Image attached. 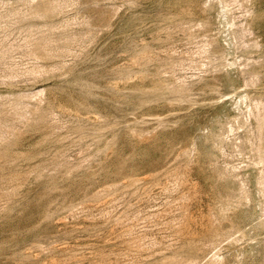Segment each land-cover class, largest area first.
<instances>
[{"label": "rangeland", "instance_id": "1", "mask_svg": "<svg viewBox=\"0 0 264 264\" xmlns=\"http://www.w3.org/2000/svg\"><path fill=\"white\" fill-rule=\"evenodd\" d=\"M187 1L0 0V138H3L0 139V151L5 150L3 146L6 147L8 143L7 152H3L9 158L0 153L5 158H0V177L3 176L0 180L4 179L0 181V264H112L114 261L113 264H133L138 261V264H165L173 260L175 255L182 256L183 252L184 255L178 258L177 264H194V260L200 258L199 263L195 264H201L203 260L202 264H209L207 258H211V261L217 256L221 264H249L252 257L259 255L258 250L264 246V233L260 230L262 223L264 224V151L261 149L264 147V23H261L264 22V0H189L197 10L191 15V24L179 26L176 21L167 20L174 12L175 3L185 4ZM45 2H52L55 7L46 18L39 14ZM161 28L164 31H159ZM161 33L172 36L169 39ZM153 38L155 41L159 38L161 40L154 42ZM50 40L56 43H50L54 46L52 48L48 43ZM136 43L143 48H139ZM46 47L50 49H46L49 55L45 52ZM144 48H149L148 52ZM141 50L146 54L150 53L146 59L151 64L141 59L138 64L129 67L131 58ZM52 51L55 53L50 54ZM45 55L54 57L50 56L51 59L48 57L46 60ZM127 68L130 70L127 71ZM139 72L141 75L147 72L144 75L146 78L139 75ZM215 76L221 77L216 86L213 89L204 88L205 83ZM156 84L164 88L161 93L165 95L161 96L165 98L152 95L148 89ZM135 90H142L143 93L134 92ZM169 97L176 99L168 100ZM37 110L39 113L36 114ZM41 110L44 113L40 114ZM75 110L78 113H73ZM87 111L91 115H87ZM84 121L89 123L83 125L86 123ZM97 122L102 123L99 125ZM106 123L108 128L113 123L110 128H117L118 132L107 129ZM87 125H91V128H87ZM92 125L96 127L92 128ZM72 126H76L75 129ZM98 126L103 127L100 129L102 131ZM77 128L85 130V134ZM86 133L92 134L91 137ZM83 135L89 139H83ZM79 136L83 142L79 140ZM97 137L104 139L99 138V141ZM92 140L96 144L98 141L103 142L101 145L98 143L100 146L90 142L88 147ZM78 141L82 143L78 144ZM81 144L83 150L80 148ZM104 145L107 149L111 145L113 149L109 146L107 153ZM8 146H11L14 153ZM97 149L100 154L96 152ZM56 151L63 152L62 156L64 153L66 155L59 156L61 153L56 154ZM20 152L23 158L21 154L18 155ZM259 155H262V159ZM17 156L19 159L14 160ZM32 156L36 158L35 161ZM52 157L54 162H51ZM29 158L32 159L31 162ZM44 158H47L46 162ZM7 160L11 162L7 164ZM39 160L45 163H40ZM13 161H16L15 165L11 164ZM46 163L50 167L45 168ZM33 165L37 166V171L33 169ZM120 165L122 167L119 168ZM7 168H11V171ZM2 169H6L5 172ZM14 170L16 173L30 171L34 177L28 172L27 175L24 173L18 177L20 175H15ZM36 174L37 180L34 179ZM166 175L170 182H174L178 176L177 179H182L186 184L176 180V185L175 182L172 183L173 187ZM159 176L161 179L157 178ZM24 177L26 179L22 182ZM137 179L138 186H142L140 188L134 184ZM12 180L13 184H7L12 183ZM128 184L131 187L133 185V189ZM168 184L171 189H167ZM179 184L181 189L177 186ZM107 185L109 187L105 188ZM146 185L148 187L144 189ZM13 188L15 194L8 191L12 196L7 199L6 196H10V193L5 194V190ZM225 188L240 195L241 205L236 213L240 229H232L234 234L231 230L232 233H226L229 236L225 235L222 242L214 244L218 252L216 249L212 252L213 244L208 242L200 245L197 258L192 260L184 246V235L191 229L200 227L203 215L213 209L211 206L215 204L217 190ZM138 189L141 191H135ZM133 191L136 193H132ZM170 200L172 204L176 201L178 203V200L179 203L170 206ZM163 221L165 223L161 224ZM123 225L126 226L121 227ZM179 229L184 231L180 234ZM127 231L132 232V235ZM171 235L175 237L171 239ZM228 237H233L234 240ZM142 240L146 241V246L144 243L141 245ZM173 240L176 242H171L170 245ZM166 244L170 247H166ZM160 250L159 254H163L156 255ZM215 251L218 255L216 253V257H213ZM204 254L209 256L206 258ZM115 257H120V260L122 258L123 262ZM185 257L193 262H187ZM157 258L159 262H155ZM163 259L166 260L165 263ZM261 262L264 264V259Z\"/></svg>", "mask_w": 264, "mask_h": 264}, {"label": "bare ground", "instance_id": "2", "mask_svg": "<svg viewBox=\"0 0 264 264\" xmlns=\"http://www.w3.org/2000/svg\"><path fill=\"white\" fill-rule=\"evenodd\" d=\"M174 1H176V0H174ZM179 1H180V0H179ZM51 3H52V2H51ZM51 3H50V2H45V3L42 5L39 14H42V15L45 16V18H46V16H48V14H50V12L52 13V12H53V11H52L53 8H55V7H54ZM53 4H54V3H53ZM172 7H173V6H172ZM174 7H175L174 12L170 14V18L167 17V18H168L167 20H169V19H170V21H171V20H174V21H176V22L178 23L179 26L186 25V24H191V15L195 14V13L197 12V10H195V9L193 8V6L191 5L190 1L188 0L185 4H181V3L176 4V3H175ZM167 9H168V8H167ZM170 10H171V9H170ZM172 10H173V8H172ZM172 10H171V11H172ZM164 12H165V11H164ZM198 12H199V11H198ZM204 13H205V12H204ZM206 13H207V12H206ZM206 13H205V14H206ZM103 14H104V13H103ZM105 14H108V13L105 12ZM105 14H104V15H105ZM261 14H262V13H261ZM42 15H40V16H41L42 18H44ZM105 16H107V15H105ZM164 16H165V15H164ZM260 16H261V15H260ZM262 16H263V15H262ZM103 17H104V16H103ZM49 18H50V17H49ZM104 19H106V18L104 17ZM164 19H165V18H164ZM164 19H162V20H164ZM195 19L197 20V18H195ZM259 19H260V18H259ZM259 19H258V20H259ZM106 20H107V19H106ZM165 20H166V19H165ZM165 20H164V21H165ZM261 20H263V19H261ZM104 21H105V20H104ZM199 21H200V20H199ZM162 22H163V21H162ZM171 22H173V21H171ZM200 22H201V21H200ZM200 22H199V23H200ZM202 22H203V21H202ZM205 22H207L206 19H205ZM258 22H260V21H258ZM166 23H167V22H166ZM261 23L263 24L264 22H261ZM163 24H164V23H163ZM192 24H193V23H192ZM161 25H162V24H161ZM170 25H171V24H170ZM170 25H169V26H170ZM155 26H157V25H155ZM172 26H175V25H172ZM170 27H171V26H170ZM170 27H169V28H170ZM176 28H178V27H176ZM161 29H162V28H161ZM165 29H167L166 26H165ZM170 30H171V28H170ZM159 31L162 32V31H164V29H162V30L159 29ZM159 31H157V32L159 33ZM167 31H168V30H167ZM167 31H166V32H167ZM169 32H170V31H169ZM172 32H173V31H172ZM158 33H157V34H158ZM152 34H153V33H152ZM161 34H162V33H161ZM170 34H171V33H170ZM170 34H168V35H170ZM153 35H154V34H153ZM153 35H152V36H153ZM159 35H160V34H159ZM159 35H158V36H159ZM162 35H163V34H162ZM160 36H161V35H160ZM163 36H167V35H163ZM171 36H172V34H171ZM171 36H167V37L170 39ZM205 36H206V35H205ZM173 37H174V36H173ZM153 39H154V38H153ZM156 39H157V38H156ZM159 39H160V38H159ZM159 39H157V40H159ZM157 40H156V41H157ZM160 40H161V39H160ZM162 40H163V39H162ZM165 40H167V38L164 39L163 41H165ZM193 40H194V39H193ZM44 41H46L45 43H47V40H44ZM141 41H142V40H141ZM153 41L156 42L155 39H154ZM168 41H169V40H168ZM160 42H161V41H160ZM166 42H167V41H166ZM48 43H49V44H50V43H54V44H56L55 41H54V42H51V40H50V42H48ZM144 43H145V41H144ZM144 43H143V44H144ZM136 44H137V43H136ZM146 44L148 45V43H146ZM164 44H165V43H164ZM167 44H168V43H167ZM50 45H51V48H52L53 45H52V44H50ZM69 45H70V44H69ZM139 45H140V44H137V46H139ZM147 45H146V46H147ZM46 46H48V45L46 44ZM70 46H71V45H70ZM144 46H145V45H144ZM162 46H163V45H162ZM44 47H45V46H44ZM48 47H49V46H48ZM48 47L44 48L46 53H48V52L46 51V49H47ZM53 47H54V46H53ZM55 47H56V45H55ZM133 47H134V46H133ZM141 47H142V46H141ZM141 47L139 46V48H141ZM147 47H149V46H147ZM66 48H67V47H66ZM68 48H69V46H68ZM70 48H71V47H70ZM134 48H135V47H134ZM136 48H137V47H136ZM142 48H143V47H142ZM150 48H152V47H150ZM153 48H154V46H153ZM48 49H49V48H48ZM55 49H56V48H55ZM144 49H145V48H144ZM147 49H149V48H146L145 50L147 51ZM154 49H158V48H154ZM130 50L132 51V49H130ZM41 51H43V50H41ZM48 51H50V49H49ZM141 51H142V50H141ZM143 51H144V50H143ZM143 51L140 52V53H136L133 57L131 56L132 58H131V62H130L129 67L132 68V66H134L135 64H138V63H139V60H141V59H144V61L147 62V59H146L147 56H148L147 54H150V53H147V54H146V52H145V51L143 52ZM151 51H153V50L151 49ZM154 51H155V50H154ZM156 51H157V50H156ZM158 51H159V50H158ZM53 52H54V51H52L50 54H53ZM127 52H129V51H127ZM127 52H126V53H127ZM147 52H148V51H147ZM46 53H45V54H46ZM54 53H55V52H54ZM132 53H133V51H132ZM134 53H135V50H134ZM152 54L154 55V53H152ZM156 54H157V53H156ZM48 55H49V53H48ZM126 55H127V54H126ZM158 55H159V54H158ZM41 56H43V55H41ZM41 56H40L39 58H41ZM46 56H47V55H45V57H46ZM50 56H51V55H50ZM50 56H48L49 59H51ZM48 57H46V58H47L46 60H48ZM51 57H54V56H51ZM56 57H57V56H56ZM149 57H150V56H149ZM42 58H43V57H42ZM58 58H59V57H58ZM127 58H128V57H127ZM152 58H153V57H152ZM56 59H57V58H56ZM145 59H146V60H145ZM42 60H43V59H42ZM149 60H150V59H149ZM153 60H154V59H153ZM155 60H156V59H155ZM151 61H152V60H151ZM151 61H150V62H151ZM159 61H160V60H159ZM159 61H158V62H159ZM128 62H129V61H128ZM145 62H144V63H145ZM152 62H153V61H152ZM147 63H149V62H147ZM155 63H156V62H155ZM149 64H151V63H149ZM119 65H120V64H119ZM146 65H147V64H146ZM156 66H157V65H156ZM121 67H122V66H121ZM124 67H125V65H124ZM152 67H153V66H152ZM152 67H151V68H152ZM158 67H159V66H158ZM158 67H157V69L159 70ZM48 68H49V67H48ZM114 68H115V66H114ZM116 68H117V66H116ZM125 68H126V67H125ZM147 68H148V70H149L150 66L148 65ZM154 68H155V67H154ZM128 70H130V68H127V71H128ZM143 70H144V69H143ZM143 70H142V71H143ZM112 72H113V71H112ZM129 72H130V71H129ZM131 72H132V71H131ZM113 73H114V72H113ZM120 73H121V72H120ZM132 73H133V72H132ZM136 73H138V72L136 71ZM143 73H145V70H144ZM148 73H149V72H148ZM123 74H126V73H123ZM123 74H122V76H124ZM130 74H131V73H130ZM146 74H147V72H146ZM146 74H142V75H143V78H146V77H144V75L146 76ZM155 74H156V73H155ZM118 75H119V74H118ZM139 75H141L140 72H139ZM142 75H141V76H142ZM148 75H149V74H148ZM122 76H121V77H122ZM153 76H155V75L153 74ZM127 77H129V76L127 75ZM136 77H137V74H136ZM150 77H151V76H150ZM116 78H117V77H116ZM131 78H132V74H131ZM131 78H130V80H131ZM140 78H141V77H140ZM224 78H225V77H224ZM127 79H128V78H127ZM153 79H154V78H153ZM114 80H115V79H114ZM137 80H138V78H137ZM140 80H142V79H140ZM144 80H146V79H144ZM147 80H148V79H147ZM219 80H221V77H220V76H215V77L210 78V79L205 83L204 88H207V89H213V87L216 86V84H217V82H218ZM227 80H228V79H227ZM131 81H134V80H131ZM228 81H229V80H228ZM117 82H118V80H117ZM117 82H116V83H117ZM120 82H122V81H120ZM224 82H225V80H224ZM229 82H230V81H229ZM226 83H227V82H226ZM230 83H231V82H230ZM230 83H229V84H230ZM68 84H69V83H68ZM72 84H73V83H72ZM117 84H118V83H117ZM123 84H124V83H123ZM128 84H129V83H128ZM137 84H138V83H137ZM154 84H155V83H154ZM227 84H228V83H227ZM229 84H228V85H229ZM116 86H117V88H118V85H116ZM61 87H62V86H61ZM114 87H115V86H114ZM59 88H60V87H59ZM120 88H121V87H120ZM120 88H119V89H120ZM125 88H126V87H124V89H125ZM146 88H147V87H146ZM146 88H145V89H146ZM151 88H152V87H151ZM151 88H148V89L152 92V95L155 94L157 97L159 96V98L162 97L163 95H165V94L161 93V90H163L164 88H161V86H160L159 84H156L152 89H151ZM61 89L63 90V88H61ZM108 89H109V88H108ZM112 89H113V88H112ZM114 89H115V88H114ZM126 89H128V87H127ZM136 89H137V88H136ZM141 89H142V88H141ZM148 89H147V90H148ZM187 89H188V88H187ZM86 90H87V89H86ZM112 91H113V90H112ZM130 91H131V90H130ZM141 91H142V90H141ZM141 91H139V90H135L134 92H141ZM143 91H144V90H143ZM167 91H168V90H167ZM87 92H88V91H87ZM87 92H86V93H87ZM128 92H129V91H128ZM132 92H133V91H132ZM62 93H63V92H62ZM108 93H109V92H108ZM113 93H114V91L112 92V94H113ZM115 93H116V92H115ZM117 93H118V92H117ZM141 93H143V92H141ZM147 93H148V92H147ZM164 93H165V91H164ZM119 94H120V93H119ZM161 94H163V95L161 96ZM177 94H178V93H177ZM122 95H124V94L122 93ZM148 95H149V94H148ZM148 95H146V96H148ZM170 95H171V94H170ZM113 96H114V95H113ZM144 96H145V93H144ZM124 97H127V96L125 95ZM149 97H151V96H149ZM163 97H164V96H163ZM163 97H162V98H163ZM167 97H168V95H167ZM127 98H128V97H127ZM131 98L134 100V97H131ZM136 98H137V97H136ZM159 98H158V99H159ZM164 98H165V97H164ZM169 98H170V97H169ZM120 99H122V98H120ZM128 99H129V98H128ZM144 99H145V98H144ZM148 99H149V98H148ZM153 99H154V97H153ZM155 99H156V97H155ZM158 99H157V102H159ZM167 99H168V98H166V100H167ZM171 99H174V97H172V98H170V99H168V100H171ZM175 99H176V98H175ZM175 99H174V100H175ZM117 100H119V99H117ZM137 100L140 101V98H137ZM150 100H151V98H150ZM161 100H162V99H161ZM166 100H164V101H166ZM147 101H148V100H147ZM155 101H156V100H155ZM155 101H154L153 103H155ZM74 102H75V100H74ZM74 102H73V104H74ZM141 102H143V101H141ZM141 102H140V103H141ZM144 102H146V100H144ZM150 102L152 103V100H151ZM169 102H170V101H169ZM171 102H172V101H171ZM176 102H179V101L177 100ZM176 102H172V103H176ZM76 103H77V102H76ZM151 103H149V105H150ZM172 103H170V105H173ZM79 104H80V103H79ZM79 104H78V105H79ZM145 104L147 105L148 102L145 103ZM155 104H157V103H155ZM59 105H60V104H59ZM70 105H71V104H70ZM75 105H76V104H75ZM149 105H148V106H149ZM63 106H64V105H63ZM79 106H81V104H80ZM82 106H83V105H82ZM85 106H86V105H85ZM148 106H147V107H148ZM150 106H151V105H150ZM173 106H174V105H173ZM60 107H61V106H60ZM64 107H65V106H64ZM76 107H77V106H76ZM76 107H75V108H76ZM136 107H139V105L136 106ZM141 107H143V105H141ZM58 108H59V107H58ZM80 108H81V107H80ZM83 108H84V107H83ZM86 108H87V107H85V110H86ZM155 109H156V107H155ZM38 110H39V112H40V109H38ZM38 110H37L36 114L39 113ZM60 110H61V109H60ZM65 110H66L67 112H69L68 109H65ZM71 110L73 111V109H71ZM35 111H36V110H35ZM41 111H42V110H41ZM88 111H89V109H88ZM88 111H87V115H91V114H88ZM76 112H77V110H75L73 113H76ZM42 113H44V112L42 111L40 114H42ZM63 113H64V112H63ZM71 113H72V112H71ZM77 113H78V112H77ZM148 113H149V112H148ZM69 114H70V113H69ZM92 114H94V113H92ZM165 114H167V113H165ZM165 114H164V115H165ZM85 115H86V114H84V117H85ZM68 116H71V115H68ZM94 116H96V115L94 114ZM86 117H87V116H86ZM96 117H97V116H96ZM156 117H158V115H157ZM71 118L74 119L73 117H71ZM75 118H78V117L75 116ZM81 119H82V118H81ZM92 119H94V118H92ZM109 119H110V118H109ZM75 121H76V120H75ZM75 121H72V122H75ZM78 121H79V119H78ZM97 121H98V120H97ZM100 121H106V119H105V120L100 119ZM107 121H108V120H107ZM107 121H106V122H107ZM111 121H112V120H111ZM111 121H109V123H111ZM76 122H77V121H76ZM81 122H82V121H81ZM84 122H86V121H84ZM92 122H94V121H92ZM95 122H96V121H95ZM77 123H78V122H77ZM87 123H89V122L83 123V125H86ZM97 123L99 124V122H97ZM101 123H102V122H100V124H101ZM74 124H75V123H74ZM78 124H79V123H78ZM81 124H82V123H81ZM100 124H99V125H100ZM104 124H105V122H104ZM106 124H107V129H109L110 126H111L113 123L110 124L109 128H108V123H106ZM113 125H114V124H113ZM113 125L111 126V128L113 127ZM115 125H116V124H115ZM77 126H78V125H77ZM88 126H90V128H91V125H87L86 127L88 128ZM72 127H73V126H72ZM75 127H76V126H75ZM75 127H73V128L75 129ZM79 127L82 128L83 126L79 125ZM79 127H78V128H79ZM94 127H96V126L92 125V128H94ZM100 127H101V128H99V126H98V129H99V130L103 128L102 126H100ZM105 127H106V126H105ZM116 127H118V125H116ZM78 128H77V129H78ZM111 128H110V129H111ZM118 128H119V127H118ZM82 129H84V127H83ZM107 129H106V130H107ZM78 130H79V129H78ZM80 130H81V129H80ZM80 130H79V131H80ZM87 130H89V129H87ZM87 130H86V131H87ZM111 130H112V129H111ZM116 130H117V128H116ZM116 130L113 129L112 131H116ZM118 130H119V129H118ZM71 131H72V130H71ZM84 131H85V130H84ZM84 131L81 130V132H84ZM100 131H102V130H100ZM100 131H99V133H100ZM104 131H105V128L103 129V132H104ZM18 132H19V131H18ZM77 132H78V131H77ZM87 132H88V131H87ZM90 132H94V130H90ZM96 132H98V130H96ZM116 132H118V131H116ZM1 133H3V132L1 131ZM78 133H80V132H78ZM94 133H95V132H94ZM49 134H50V133H49ZM72 134H74V133H72ZM76 134H77V133L75 132V135H76ZM81 134H82V133H81ZM81 134H79V135L81 136ZM83 134H85V132H84ZM113 134H114V132H113ZM45 135H46V134H45ZM47 135H48V134H47ZM86 135H89V134L86 133ZM86 135H85V136L83 135V137H84L83 139L88 140L89 138L87 139V138H86V137H87ZM91 135H92V134H91ZM91 135H89V137H91ZM94 135H97V134H94ZM98 135H99V134H98ZM101 135H102V134H101ZM104 135H105V134H104ZM3 136H4V134L2 135V137H3ZM50 136H51V135H49L48 137H49V138H52V137H50ZM58 136H59V135H58ZM80 136H79V138H80L79 140L83 142V140H81V137H82V136H81V137H80ZM114 136H115V135H114ZM116 136H117V133H116ZM74 137H75V136H74ZM92 137H95V136H92ZM55 138H57V136H56ZM55 138H53V139H55ZM75 138H76V137H75ZM75 138H74V139H75ZM97 138H98V140H99V138L104 139V137H103V138H102V137H97ZM0 139H3V138H0ZM58 139H59V138H58ZM74 139H73V140H74ZM76 139H78V138H76ZM76 139H75V140H76ZM92 139H94V138H92ZM101 139H100L99 141H101ZM37 140H39V139H37ZM37 140H36V141H37ZM75 140H74V143L76 142ZM94 140H97V139H94ZM94 140L89 141L88 147H89V145H90L92 142H94ZM99 141H98V143H99ZM56 142H58V141H56ZM82 142H79V141H78V144H79V143H82ZM84 142H85V140H84ZM90 142H91V143H90ZM102 142H103V141H102ZM102 142H101V143H102ZM36 143H37V142H36ZM36 143H35V144H36ZM59 143H60V141H59ZM98 143H97V144H98ZM101 143H99V144L101 145ZM108 143H109V142H108ZM12 144L14 145V143H12ZM35 144H34V145H35ZM37 144H38V143H37ZM57 144H58V143H57ZM60 144H62V143H60ZM85 144H86V143H85ZM92 144L97 145L96 142H95V143H92ZM99 144H98V145H99ZM7 145H8V143H6V147L3 146V148H5V150L3 149V151H5V152H7L6 149H8V148H7ZM9 145H11V144H9ZM13 145H11V146L14 147ZM30 145H31V144H30ZM38 145H39V144H38ZM76 145H77V144H76ZM100 145H99V146H100ZM11 146H8V147H10V150L12 151ZM32 146H33V145H32ZM36 146H37V145H36ZM65 146H66V145H65ZM86 146H87V145H86ZM86 146H85V147H86ZM104 146H105V145H104ZM109 146H110V149H113V147H111V145H108V149H109ZM1 147H2V146H1ZM88 147H86V149H87ZM90 147H91V146H90ZM94 147H95V146H92V148H94ZM105 147H106V146H105ZM33 148H34V147H33ZM63 148H64V147H63ZM80 148L83 150L84 147L82 148V144H81V147H80ZM97 148H98V146H97ZM103 148H104V147H103ZM103 148H102V149H103ZM34 149H35V148H34ZM39 149H40V148H39ZM58 149H59V148H58ZM58 149H55V150H58ZM60 149H61V148H60ZM60 149H59V150H60ZM64 149H65V148H64ZM86 149H85V150H86ZM102 149H100V150H102ZM106 149H107V147H106ZM108 149L106 150L107 153H108V151L110 150V149H109V150H108ZM116 149H117V148H116ZM180 149H182V148H180ZM186 149H187V148H186ZM261 149L264 151V147L261 148ZM85 150H84V151H85ZM97 150H98V149H97ZM103 150H105V149H103ZM103 150H102V151H103ZM182 150H185V149H182ZM182 150H181V151H182ZM187 150H188V149H187ZM189 150H190V149H189ZM3 151H2V152L0 151V153H3V154H2L3 157H6L7 154H6V156H4L5 153H4ZM19 151H20V150H18V152H19ZM27 151H28V150H27ZM61 151H64V150L61 149ZM65 151L67 152V149H65ZM88 151H89V150H88ZM102 151H101V153H103ZM114 151H115V150H114ZM173 151H175V150H173ZM173 151H172V153H173ZM181 151H179V153H180ZM8 152H10V151H8ZM12 152L14 153V151H12ZM23 152H24V151H23ZM28 152H29V151H28ZM30 152H31V151H30ZM32 152H33V151H32ZM54 152H55V151H54ZM56 152H57V151H56ZM96 152L99 153L100 151L98 150V151H96ZM116 152H117V151H116ZM116 152H115V154H116ZM186 152L188 153L189 151H186ZM186 152H185V153H186ZM13 153H12V154H13ZM16 153H17V152L15 151V154H16ZM37 153H38V152H37ZM40 153H41V152H40ZM44 153H45V151H44ZM44 153H41V154H44ZM58 153H61V152H57L56 154H58ZM62 153H63V152H62ZM62 153H61V155H59V156H62ZM94 153H95V152H94ZM94 153H92V154H94ZM107 153L104 151V154L107 155ZM182 153H184V152L182 151ZM8 154H9V153H8ZM12 154H11V156H12ZM20 154H21V152H20L18 155H20ZM26 154H27V152H26ZM26 154H25V155H26ZM28 154H29V156H30V153H28ZM31 154H32V153H31ZM35 154H36V153H35ZM38 154H39V153H38ZM54 154H55V153H54ZM56 154H55V156H57ZM95 154H96V153H95ZM99 154H100V153H99ZM112 154H113V153H112ZM112 154H111V155H112ZM2 155L0 156V158L2 157ZM25 155L23 154V156H25ZM32 155H34V153H33ZM39 155H40V154H39ZM64 155H66V154L64 153ZM64 155H63V156H64ZM97 155H98V154H97ZM102 155H103V154H102ZM184 155H186V154H184ZM9 156H10V155H9ZM46 156H47V155H46ZM63 156H62V157H63ZM107 156H108V155H107ZM112 156H113V155H112ZM181 156H182V155H181ZM259 156H260V155H259ZM261 156H262V155H261ZM261 156H260V158H261ZM3 157H2V159H3ZM7 157H8V156H7ZM7 157H6V158H7ZM21 157H22V154H21ZM26 157H28V156L26 155ZM37 157H39V156L37 155ZM53 157H54V156H53ZM53 157H52L51 162L54 160ZM98 157H100V156L98 155ZM101 157H102V156H101ZM109 157H110V156H109ZM169 157H172V156H169ZM176 157H177V156H176ZM176 157H175V158H176ZM178 157H179V156H178ZM254 157H255V156H254ZM22 158H23V157H22ZM32 158H33V156H32ZM58 158H60V157H58ZM110 158H112V157H110ZM175 158H174V159H175ZM260 158H259V159H260ZM2 159H0V160H2ZM7 159H9V158H7ZM10 159H13V158L10 157ZM17 159H19L18 156H17L16 159H14V160H17ZM20 159H21V158H20ZM29 159H30V158H29ZM29 159H28V160H29ZM35 159H36V158H35ZM35 159L33 158L34 161H35ZM37 159H38V158H37ZM44 159H45L44 161L46 162V161H47V160H46L47 158H44ZM95 159H96V156H95ZM97 159H99V158H97ZM106 159H107V157H106ZM174 159H173V160H174ZM177 159H178V158H177ZM254 159H255V158H254ZM261 159H262V158H261ZM3 160H5V158H4ZM23 160H25V159H23ZM26 160H27V159H26ZM107 160H108V159H107ZM118 160H119V159H118ZM123 160H124V159H123ZM167 160H168V159H167ZM169 160H170V159H169ZM7 161H8L7 164H9V163L11 162V161L9 162V160H7ZM31 161H32V159H30V162H31ZM39 161H41L40 163H43V162H44V161H42V160H39ZM49 161H50V159H49ZM126 161H127V160H126ZM171 161H172V160H171ZM171 161H170V162H171ZM260 161H261V160H260ZM2 162H5V161H2ZM28 162H29V161H28ZM45 162H44V163H45ZM53 162H54V161H53ZM57 162H58V161H57ZM98 162H99V161H98ZM100 162H101V159H100ZM104 162H106V161H104ZM119 162H120V161H119ZM124 162H125V161H124ZM166 162H167V161H166ZM175 162H176V161H175ZM175 162H174V163H175ZM254 162H255V161H254ZM261 162H263V160H262ZM13 163H14V165H15L16 161H15V162L13 161L11 164L13 165ZM22 163H23V162H22ZM24 163H25V162H24ZM44 163H43V164H44ZM47 163H49V162H47ZM47 163L45 164V166H46L45 168H47V166H49V165H47ZM125 163H126V162H125ZM125 163H124V165H125ZM171 163H173V162H171ZM2 164H3V163H2ZM5 164H6V162H5ZM5 164H4V165H5ZM7 164H6L5 166H7ZM20 164H21V163H20ZM34 164H35V163H34ZM36 164H37V163H36ZM49 164H50V163H49ZM53 164L55 165V163H53ZM96 164H97V162H96ZM112 164H113V162H112ZM18 165H19V164H18ZM31 165H32V164H31ZM38 165H39V163L37 164V166H38ZM51 165H52V163H51ZM101 165H102V164H101ZM121 165H122V164H121ZM121 165L119 166V168L122 167ZM124 165H123V167H124ZM162 165H163V164H162ZM175 165H176V164H175ZM2 166H3V165H2ZM2 166H1V167H2ZM8 166H9V165H8ZM10 166H11V165H10ZM25 166L27 167L26 164H25ZM25 166H24V167H25ZM34 166H36V165H33V169L35 168L34 170H36L37 166H36V167H34ZM39 166H40V165H39ZM39 166H38V167H39ZM168 166H173V165H167V167H168ZM177 166H178V165H177ZM177 166H175V167H177ZM3 167H4V166H3ZM16 167H17V166H16ZM20 167H21V166H20ZM30 167L32 168V166H30ZM41 167H42V166H41ZM41 167H40V168H41ZM49 167H50V166H49ZM167 167H165V168H167ZM13 168L15 169L14 166H13ZM18 168H19V166L17 167V169H18ZM27 168H28V167H27ZM43 168H44V167H43ZM43 168H42L41 170H44ZM119 168H118V169H119ZM125 168H126V165H125ZM163 168H164V167H163ZM163 168H162V170H163ZM169 168H170V167H169ZM0 169H1V168H0ZM3 169H4V168H3ZM3 169H2V170H3ZM7 169L10 170L11 168H7ZM19 169H20V168H19ZM19 169H18V170H19ZM37 169H38V168H37ZM92 169H94V168H92ZM98 169H99V167H98ZM122 169L124 170V168H122ZM122 169H121V171H122ZM172 169H174V168L172 167ZM2 170H1V171H2ZM5 170H6V169H5ZM5 170H3V171L5 172ZM12 170H13V169H12ZM29 170H31V169H29ZM87 170H90V169L87 168ZM167 170H169V169H167ZM175 170H176V169H175ZM175 170H174V171H175ZM10 171H11V170H10ZM21 171H22V170H21ZM31 171H33V170H31ZM36 171H37V170H36ZM36 171H35V172H36ZM96 171H97V170H96ZM119 171H120V170H119ZM119 171H118V172H119ZM125 171H126V170H125ZM165 171H166V169H165ZM170 171H171V170H170ZM176 171H177V170H176ZM179 171H180V170H179ZM7 172H8V171H7ZM14 172H15V170H14ZM14 172H11V174L14 173ZM27 172L29 173L30 171H27ZM27 172L24 171L25 174H26ZM35 172H34V174H35ZM94 172H95V169H94ZM103 172H104V171H103ZM106 172H107V171H106ZM159 172H160V171H159ZM8 173H9V172H8ZM24 173H22V172H21V173H16V172H15L14 174H15V175L19 174V175H20V174H24ZM32 173H33V172H32ZM120 173H122V172H120ZM128 173H129V172H128ZM161 173H162V171L160 172V174H161ZM170 173H171V172H170ZM176 173H178V172H176ZM11 174H10V177H11ZM29 174H31V173H29ZM124 174H125V173H124ZM133 174H134V173H133ZM133 174H132V175H133ZM157 174H158V173H157ZM166 174H167V173H166ZM179 174H180V173H179ZM1 175H2V174H1ZM1 175H0V176H1ZM3 175H4V174H3ZM26 175H27V174H26ZM38 175H40V174H38ZM132 175H131V176H132ZM151 175H152V174H151ZM154 175H155V174H154ZM154 175H153V177H154ZM162 175H163V174H162ZM164 175H165V174H164ZM172 175H173V174H172ZM177 175H178V174H177ZM177 175H176V176H177ZM182 175L184 176L183 173H182ZM6 176H9V175H6ZM6 176H5V177H6ZM17 176H18V175H17ZM22 176H24V175H22ZM31 176H32V174H31ZM35 176H37V174H36ZM84 176H85V175H84ZM90 176H91V174H90ZM126 176H127V175H126ZM131 176H130V177H131ZM145 176H146V175H145ZM147 176H148V175H147ZM147 176H146V177H147ZM157 176H158V175H157ZM180 176H181V175H180ZM13 177H14V175H13ZM18 177H21V175L18 176ZM25 177H27V176H25ZM25 177H24V179H23L22 182H24V180L26 179ZM32 177H34V176H32ZM85 177H86V176H85ZM92 177L95 178L94 175H92ZM136 177H137V176H136ZM140 177H141V176H140ZM140 177H139V178H140ZM148 177H149V176H148ZM168 177H169V175H168ZM170 177H171V175H170ZM174 177H175V176H174ZM181 177H182V176H181ZM0 178H3V176L0 177ZM14 178H16V177H14ZM28 178H29V176H28ZM28 178H27V179H28ZM36 178H38V176L35 177L34 179H36ZM88 178H89V177H88ZM88 178H87L86 181H88ZM134 178H135V177H134ZM142 178H143V176H142ZM155 178H156V177H155ZM157 178L161 179L160 176L157 177ZM166 178H167V175H166ZM177 178H178V176L176 177V180H177V181H181V182H182V179L178 180L179 178H178V179H177ZM183 178H184V177H183ZM186 178H187V177H186ZM5 179L8 180V178H5ZM12 179H13V178H12ZM29 179H30V178H29ZM126 179H127V178H126ZM167 179H169V178H167ZM172 179H174V178L172 177ZM3 180H4V179H3ZM3 180H0V181H3ZM16 180H17V179H16ZM36 180H37V179H36ZM39 180H40V178H39ZM124 180H125V179H124ZM124 180H123L122 182H124ZM127 180H131V179L129 178V179H127ZM157 180H158V179H157ZM157 180H156V182H157ZM176 180L174 181V182H175V185H176ZM185 180H186V179H185ZM187 180H188V179H187ZM9 181H10V180H9ZM19 181H20V180H19ZM27 181H28V180H27ZM134 181H135V180H134ZM138 181H139V180L137 179V182L134 183V184H136L137 186H138V184H139ZM140 181H141V179H140ZM143 181H144V180H143ZM153 181H154V180H153ZM153 181H151V182H153ZM167 181H168V180H167ZM220 181H221V180H220ZM10 182H11V181H10ZM16 182H17V181H16ZM36 182H37V181H36ZM93 182H95V180L92 181V182H90V184L93 183ZM122 182H120V183H122ZM125 182H127V181L125 180ZM125 182H124V183H125ZM149 182H150V181H149ZM156 182H155V183H156ZM158 182H159V181H158ZM162 182H163V181H162ZM162 182H161V183H162ZM169 182H170V179H169ZM174 182H170V185H171L172 183H174ZM183 182H184V181H183ZM183 182H182V183H183ZM14 183H15V182H14ZM19 183H21V182H19ZM127 183H128V182H127ZM130 183H131V182H130ZM132 183H133V182H132ZM137 183H138V184H137ZM141 183H142V182H141ZM147 183H148V182H147ZM147 183H146V184H147ZM153 183H154V182H153ZM153 183H152V184H153ZM161 183H160V184H161ZM167 183H168V182H167ZM1 184H2V183H1ZM1 184H0V185H1ZM3 184H5V183H3ZM7 184H13V180H12V183H7ZM7 184H6V185H7ZM114 184H115V183H114ZM164 184H166V182H164ZM164 184H163V185H164ZM183 184L185 185L186 183H183ZM191 184H192V183H191ZM204 184H205V183H204ZM17 185H19V184H17ZM121 185H122V184H121ZM126 185H127V184H126ZM128 185H130V184H128ZM143 185H144V182H143ZM148 185H150V184H148ZM148 185H146V187L144 186V187H145L144 189H146V188L148 187ZM156 185H157V184H155V186H156ZM168 185H169V184H168ZM170 185H169V188L166 187L167 185H166L165 187H166L167 189H171ZM172 185H173V184H172ZM187 185H188V183H187ZM192 185H193V184H192ZM14 186H16V185H14ZM14 186H12V187H14ZM110 186H111V185H110ZM112 186L114 187V185H112ZM123 186H125V185H123ZM152 186H153V185H152ZM158 186H159V185H158ZM177 186L180 187L181 185L179 184V185H177ZM1 187H2V185H1ZM1 187H0V188H1ZM4 187H5V186H4ZM17 187H19V186H17ZM17 187H16V188H17ZM104 187H105V186H104ZM104 187H103V188H104ZM107 187H109V186L107 185L105 188H107ZM115 187H116V185H115ZM118 187H121V186H118ZM126 187H127V186H126ZM132 187H133V185H132ZM132 187H131V185H130V188H132ZM134 187H135V186H134ZM138 187L140 188V187H142V186H138ZM149 187H150V186H149ZM173 187H175V186L173 185ZM173 187H172V188H173ZM6 188H7V186H6ZM6 188H5V189H6ZM14 188H15V187H14ZM14 188H13L12 190H10V189L5 190L6 193H5V192H3V193L8 194V193L12 192V191L14 190ZM130 188H129V190H131ZM150 188H151V187H150ZM156 188H157V187H156ZM181 188H182V187H180V189H181ZM186 188H187V187H186ZM109 189H110V191H111V187H110ZM117 189H118V188H117ZM122 189H123V188H122ZM122 189H121V190H122ZM132 189H133V188H132ZM162 189H163V188H162ZM167 189H166V191H167ZM173 189H174V188H173ZM2 190H3V188H2ZM112 190H113V189H112ZM115 190H116V188H115ZM139 190L141 191V189H138V190H135V191L138 192ZM154 190H155V188H154ZM154 190H153V191H154ZM160 190H161V189H160ZM8 191H10V192H8ZM15 191H16V189H15ZM113 191H114V190H113ZM124 191H125V190H124ZM148 191H149V190H148ZM156 191H157V189H156ZM156 191H155V192H156ZM158 191H159V190H158ZM168 191H169V190H168ZM168 191H167V192H168ZM172 191H173V190H172ZM178 191H179V188H178ZM180 191H181V190H180ZM180 191H179V192H180ZM186 191H188V190H186ZM7 192H8V193H7ZM13 192H14V191H13ZM13 192H12V193H13ZM128 192H129V191H128ZM143 192H144V190H143ZM176 192H177V190H176ZM132 193L135 194L136 192L133 191ZM145 193H146V191H145ZM145 193H144V194H145ZM165 193H166V192H165ZM182 193H184V192H182ZM182 193H181V194H182ZM14 194H15V192H14ZM95 194H96V193H95ZM100 194H101V193H100ZM163 194H164V192H163ZM185 194H186V192H185ZM139 195H140V194H139ZM149 195H150V194H149ZM186 195H187V194H186ZM186 195L183 196V197H186ZM5 196H6V195H5ZM11 196H12V194L10 193V196H6V198L8 199V197H11ZM179 196H180V194H179ZM188 196H189V194H188ZM13 197H14V196H13ZM98 197H99V196H98ZM137 197H138V196H137ZM149 197H151V196H149ZM149 197H148V198H149ZM177 197H178V196H177ZM177 197H176V199H177ZM183 197H182V198H183ZM92 198H94V197H92ZM95 198H96V196H95ZM138 198H139V197H138ZM146 198H147V197H146ZM174 198H175V197H174ZM182 198H180V199H182ZM172 199H173V198H172ZM172 199H171V200H172ZM180 199H179V200H180ZM185 199H186V198H185ZM188 199H189V198H188ZM9 200H12V199H9ZM171 200H170V202H171V203H170V204H171L170 206H173L174 204L177 203V201H176V203L172 204V201H171ZM173 200H174V199H173ZM179 200H178V203H179ZM185 201H186V200H185ZM173 202H175V201H173ZM208 202H209V201H208ZM178 203H177V205H178ZM104 204H105V203H104ZM107 204H108V202H107ZM185 205H186V204H185ZM187 205H189V204H187ZM240 205H241V204H240V195L237 194V193H234V192L232 191V189H230V188H225V189H223V190H220V189L217 190V192H216V201H215V204H214V206H211V207H213V209L210 210V211H209L208 213H206L205 215H203V217H202V219H201V221H200V225H199L200 227H199L198 229H194V230L191 229L190 231H188V233H186V235H184V236H185V243H184V246L187 248V252H188L189 255L191 256L192 260H193L194 257L197 256V254H198V250H199V248H200V245H203V244H205L206 242H208V244H209V243H210V244H213V247H214V248H212L211 250L216 249L215 247H216L217 243L222 242V240H223V238L225 237L226 233L231 234L232 232H230V231H231L232 229H233V230H234L235 228H236L237 230L240 229L239 226H238V224H239V221H238L239 217H238V215H236L237 210H238V208L240 207ZM167 206H168V205H167ZM103 207H104V206H103ZM168 207H169V206H168ZM168 207H167V208H168ZM177 207H179V206H177ZM104 208H105V207H104ZM169 208H171V207H169ZM181 208H182V207H181ZM188 208H189V207H188ZM188 208H187V209H188ZM185 209H186V208H185ZM210 209H211V208H210ZM239 209H240V208H239ZM164 210H165V209H164ZM181 210H182V209H181ZM177 211H178V210H177ZM188 211H189V210H188ZM175 212H176V211H175ZM190 212L192 213V211H190ZM164 213H165V212H164ZM176 213H177V212H176ZM178 213H179V211H178ZM166 214H167V211H166ZM169 214H170V213H169ZM169 214H168V215H169ZM173 214H174V212H173ZM181 214H182V213H181ZM181 214H180V215H181ZM125 215H126V214H125ZM170 215H172V214H170ZM178 215H179V214H178ZM185 215H187V213H185ZM191 215H192V214H191ZM126 216H127V215H126ZM162 216H163V215H162ZM182 216H183V214H182ZM163 217H164V216H163ZM175 217H176V216H175ZM176 218H177V217H176ZM178 218H181V216L178 217ZM184 218H185V216H184ZM184 218H182V219H184ZM118 219H119V218H118ZM158 219H159V218H158ZM119 220H121V219H119ZM123 220H125V219H123ZM160 220H161V216H160ZM168 220H169V219H168ZM168 220H167V222H168ZM174 220H175V219H174ZM178 220H179V219H178ZM189 220H190V218H189ZM193 220H194V219H193ZM117 221H118V220H117ZM170 221H171V220H170ZM184 221H185V220H184ZM112 222H113V221H112ZM119 222H120V221H119ZM128 222H129V221H128ZM165 222H166V220H165ZM165 222L163 221V222H161V224H162V223L164 224ZM177 222H178V221L176 220L175 223H177ZM180 222H181V221H180ZM109 223H111V220H109ZM121 223H123V222H121ZM159 223H160V222H159ZM159 223H158V224H159ZM169 223H170V222H169ZM173 223H174V221H173ZM186 223H188V222H186ZM106 224H107V223H106ZM113 224H114V223H113ZM116 224H118V223H116ZM125 224H126V222H125ZM167 224H168V223H167ZM170 224H172V223H170ZM196 224H197V223H196ZM109 225H110V224H109ZM111 225H112V223H111ZM111 225H110V226H111ZM118 225H119V224H118ZM131 225H132V224H131ZM165 225H166V224H165ZM178 225H179V224H178ZM178 225H177V226H178ZM181 225H182V224H181ZM119 226H120V225H119ZM124 226H126V225H123V226H121V227H124ZM132 226H133V225H132ZM135 226H136V225H135ZM173 226H174V224H173ZM175 226H176V225H175ZM187 226H188V225H187ZM258 226H259V225H258ZM107 227H108V226H107ZM114 227H115V226H114ZM114 227H113V228H114ZM167 227H169V226L167 225ZM171 227H172V226H171ZM180 227H182V226H180ZM129 228H130V225H129ZM177 228H178V227H177ZM196 228H197V227H196ZM109 229H110V228H109ZM109 229H107V230H109ZM118 229H119V228H118ZM123 229H125V228H123ZM126 229H127V228H126ZM130 229H131V228H130ZM166 229H168V228H166ZM170 229H171V228H170ZM186 229H187V227H186ZM104 230H105V229H104ZM168 230H169V229H168ZM172 230H173V228H172ZM179 230L181 231V229H179ZM233 230H232V231H233ZM260 230H261V233H264V224H263V223H262V225H261V229H260ZM112 231H113V230H112ZM119 231H120V229H119ZM121 231H122V230H121ZM131 231H133V230L131 229ZM160 231H161V230H160ZM180 231H179V232H180ZM183 231H184V230L182 229V231L180 232V234H181ZM186 231H187V230H186ZM234 231H236V230H234ZM234 231H233V234H234ZM107 232H108V231H107ZM115 232H117V231H115ZM127 232H128V231H127ZM177 232H178V231H177ZM238 232H240V230H239ZM244 232H245V231H244ZM128 233H129V232H128ZM131 233H132V232H130L129 234H131ZM160 233H161V232H160ZM236 233H237V232H236ZM236 233H235V234H236ZM117 234H119V233H117ZM123 234H126V232H123ZM142 234H143V233H142ZM155 234H156V233H155ZM169 234H170V233H169ZM175 234H176V233H175ZM175 234H174V235H175ZM109 235H110V234H109ZM131 235H132V234H131ZM167 235H168V234H167ZM177 235H179V234L177 233ZM227 235H228V234H227ZM227 235H226V236H227ZM102 236H104V235H102ZM128 236H129V235H128ZM139 236H140V235H139ZM145 236H146V235H145ZM162 236H164V235H162ZM168 236L170 237V235H168ZM171 236H172V235H171ZM184 236H183V237H184ZM228 236H229V235H228ZM230 236H231V235H230ZM232 236H233V235H232ZM123 237H124V236H123ZM126 237H127V236H126ZM126 237H125V238H126ZM165 237H166V236H165ZM173 237H175V236H172L171 239H172ZM106 238H108V237H106ZM117 238H118V237H117ZM128 238H130V237H128ZM138 238H139V237H138ZM142 238H145V237L142 236ZM147 238H148V237H147ZM150 238H151V237H150ZM167 238H168V237H167ZM167 238H166V239H167ZM225 238H226V237H225ZM225 238H224V239H225ZM228 238H231V239H232L233 237H228ZM228 238H227V239H228ZM100 239H101V238H100ZM102 239H103V238H102ZM109 239H110V238H109ZM148 239H149V238H148ZM153 239H154V238H153ZM153 239H152V240H153ZM169 239H170V238H169ZM178 239L180 240V238H178ZM113 240H114V239H113ZM131 240H133V239H131ZM137 240H139V239H137ZM137 240L135 239V241H137ZM154 240H155V239H154ZM154 240H153V241H154ZM164 240H165V239H164ZM175 240H176V239H175ZM182 240H183V239H182ZM233 240H234V238H233ZM114 241H116V240H114ZM114 241H111V242H114ZM129 241H130V240H129ZM153 241H151V243H152ZM155 241H156V240H155ZM162 241H163V239H162ZM176 241H177V240H176ZM176 241H174V240H173V241H170V245H171V242H176ZM180 241H181V240H180ZM229 241H230V240H229ZM107 242H110V241L107 240ZM144 242H146V241H144ZM144 242H143V240H142V241H141V245H142ZM149 242H150V241H149ZM165 242H166V241H165ZM177 242H178V241H177ZM223 242H224V241H223ZM227 242H228V241H227ZM227 242H226V243H227ZM130 243H132V242H130ZM138 243H139V242H138ZM138 243H136V246H137ZM147 243H148V241H147ZM151 243H150V244H151ZM154 243H156V242H154ZM157 243H158V241H157ZM157 243H156V245H157ZM160 243H161V242H160ZM178 243H179V242H178ZM91 244H92V243H91ZM122 244H123V243H122ZM124 244H125V243H124ZM152 244H153V243H152ZM152 244H151V245H152ZM161 244H162V243H161ZM168 244H169V243H168ZM168 244H166V247L168 246ZM214 244H216V245H214ZM105 245H106V244H105ZM132 245L134 246V244H132ZM132 245H130V246H132ZM144 245L146 246L145 243H144ZM182 245H183V244H182ZM219 245H220V244H219ZM219 245H218V246H219ZM221 245H222V244H221ZM223 245H224V244H223ZM259 245H260V244H259ZM90 246H91V245H90ZM96 246H97V245H96ZM115 246H116V245H115ZM123 246H124V245H123ZM126 246H127V245H126ZM152 246H153V245H152ZM161 246H162V245H161ZM161 246H159V247L161 248ZM172 246H173V245H172ZM179 246H181V245H179ZM204 246H205V245H204ZM210 246H211V245H210ZM218 246H217V247H218ZM98 247H99V246H98ZM98 247H97V248H98ZM106 247H107V246H106ZM119 247H120V246H119ZM137 247H138V246H137ZM155 247H157V246H155ZM163 247H165V246H163ZM168 247H170V246H168ZM175 247H176V246H175ZM201 247H202V246H201ZM205 247H207V246H205ZM211 247H212V246H211ZM219 247H220V246H219ZM251 247H252V246H251ZM92 248H94V247H92ZM92 248H91V250H92ZM116 248H117V247H116ZM135 248H136V247H135ZM152 248H154V247H152ZM173 248H174V246H173ZM224 248H225V247H224ZM224 248H223V249H224ZM88 249H89V248H88ZM113 249H114V248H113ZM118 249H119V248H118ZM136 249H137V248H136ZM139 249H140V248H139ZM139 249H138V250H139ZM141 249H142V247H141ZM148 249H149V248H148ZM154 249H155V248H154ZM164 249H165V248H164ZM169 249H170V248H169ZM176 249H177V248H176ZM178 249H179V248H178ZM178 249H177V250H178ZM180 249H182V248H180ZM184 249H185V248H183V250H184ZM208 249H209V246H208ZM217 249H218V248H217ZM217 249H216V251H217ZM223 249H222V250H223ZM95 250H97V249H95ZM101 250H102V249H101ZM121 250H123V249H121ZM126 250L128 251V249H126ZM142 250L145 251V250H144V247H143ZM149 250H151V249H149ZM149 250H148V251H149ZM171 250H172V249H171ZM174 250H175V248H174ZM200 250H201V249H200ZM200 250H199V251H200ZM220 250H221V248H220ZM220 250H219V251H220ZM88 251H89V250H88ZM113 251H114V250H113ZM130 251H132V250H130ZM148 251H147V252H148ZM181 251H182V250H181ZM202 251H204V250L202 249ZM216 251H215V255H214V253H212V254L214 255L213 257H216V253L218 252V251H217V252H216ZM90 252H91V251H90ZM94 252H95V251H94ZM119 252H120V251H119ZM123 252H124V251H123ZM125 252H126V251H125ZM151 252H152V251H151ZM159 252H161V250L158 251V252H156V255L159 254ZM164 252H166V251H164ZM169 252H170V251H169ZM212 252H214V250H213ZM258 252H259V255H258V256H254V254H253L254 257H252V261H251L249 264H262L261 261H262V259H264V246H263V247H260V249L258 250ZM104 253H105V252H104ZM111 253L113 254V252H111ZM128 253H130V252H128ZM133 253H136V251H134ZM133 253H131V254H133ZM141 253H142V252H141ZM174 253H175V252H174ZM210 253H211V252H210ZM210 253H209V254H210ZM219 253H221V252H219ZM249 253H250V252H249ZM252 253H253V251H252ZM108 254H109V253H107V255H108ZM114 254H115V253H114ZM120 254H121V253H120ZM120 254H119V255H120ZM122 254H123V253H122ZM139 254H140V252H139ZM160 254H163V253H160ZM160 254H159V255H160ZM176 254H178V253L176 252ZM181 254H182V253H181ZM250 254H251V253H250ZM94 255H95V254H94ZM94 255H92V256H94ZM105 255H106V254H105ZM126 255H127V254H126ZM151 255H152V254H151ZM183 255H184V252H183L182 256H183ZM199 255H200V254H199ZM217 255H218V253H217ZM103 256H104V255H103ZM108 256H110V254H109ZM114 256H115V255H114ZM116 256H117V255H116ZM133 256H134V255H133ZM133 256H132V257H133ZM147 256H148V255H147ZM147 256H145V257H147ZM176 256H177V255H175V257H172L173 260H170V259L168 258L167 261H169V260H170V261L167 262V263H165V261H166L165 259H163V261H164L165 264H177V262H178V258H180L181 255H180V256L178 255V257H176ZM182 256H181V257H182ZM186 256H188V255H186ZM203 256H205V254H204ZM206 256H209V255H206ZM206 256H205V257H206ZM210 256H211V255H210ZM220 256H221V255H220ZM220 256H219V257H220ZM251 256H252V255H251ZM94 257H95V256H94ZM94 257H92V258H94ZM106 257H107V256H106ZM110 257L112 258V256H110ZM121 257H122V255H121ZM123 257H125V256H123ZM126 257H127V256H126ZM145 257H143V258L145 259ZM148 257H149V256H148ZM152 257H153V256H152ZM164 257H165V256H164ZM167 257H168V256H167ZM169 257H170V256H169ZM107 258H108V257H107ZM115 258H116V257H115ZM117 258L119 259V261H122V258H121V260H120V257H117ZM117 258H116V260H117ZM143 258L140 259V260H143ZM170 258H171V257H170ZM186 258H187V257H185L184 259H186ZM188 258H189V256H188ZM196 258H197V257H196ZM196 258H194V259H196ZM199 258H200V257H199ZM206 258H207V257H206ZM217 258H218V256H217L216 258H213V259H215V260H211V261H210L211 258H207V259H209V264H221V262H218V259H217ZM90 259H91V258H90ZM103 259H104V258H103ZM105 259H106V258H105ZM124 259H128V258H124ZM138 259H139V258H138ZM152 259H153V258H152ZM158 259H159V258H157V259L155 260V262L158 261ZM181 259H182V258H181ZM201 259H202V258H200L199 260L196 259V260H194V262L196 261V262L199 263V261H200ZM203 259H205V258H203ZM219 259L221 260V258H219ZM88 260H89V259H88ZM101 260H102V259H101ZM133 260H134V259H133ZM150 260H151V259H150ZM161 260H162V259H161ZM179 260H180V259H179ZM182 260H183V259H182ZM186 260H188L187 262H189L191 259H190V260H189V259H186ZM186 260H185V261H186ZM192 260H191V262H193ZM220 260H219V261H220ZM94 261H95V260H94ZM106 261H107V260H106ZM110 261H111V260H110ZM126 261L128 262V260H126ZM136 261H137V259H136ZM180 261H181V260H180ZM185 261H184V262H185ZM203 261H204V260H203ZM203 261H202V262H203ZM96 262H98V261H96ZM100 262H101V261H100ZM112 262H113V261H112ZM116 262H118V261H116ZM122 262H123V261H122ZM130 262H131V261H130ZM147 262H149V261H147ZM150 262H152V261H150ZM150 262H149V263H150ZM158 262H159V261H158ZM187 262H186V263H187ZM191 262H190V263H191ZM196 262H195V263H196ZM202 262H201V264H202ZM205 262H206V260H205ZM77 263H78V262H77ZM90 263H91V262H90ZM94 263H95V262H94ZM94 263H92V264H94ZM108 263H109V262H108ZM113 263H115V261H114ZM113 263H112V264H113ZM118 263H119V262H118ZM124 263H126V262H124ZM128 263H129V262H128ZM134 263H135V262H134ZM134 263H133V264H134ZM138 263H139V261H138ZM138 263L136 262L135 264H138ZM153 263H154V262H153ZM160 263H162V261H161ZM195 263H194V264H195ZM206 263H208V261H207ZM232 263H234V262H232ZM97 264H98V263H97ZM106 264H107V263H106ZM110 264H111V262H110ZM121 264H122V263H121ZM129 264H130V263H129ZM158 264H159V263H158ZM187 264H189V263H187ZM191 264H192V263H191ZM203 264H204V263H203ZM225 264H227V263H225ZM234 264H236V263H234Z\"/></svg>", "mask_w": 264, "mask_h": 264}]
</instances>
